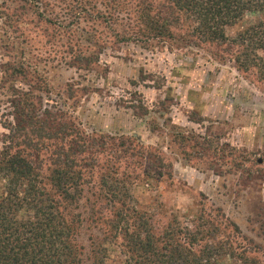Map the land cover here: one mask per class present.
Instances as JSON below:
<instances>
[{
    "label": "trees",
    "instance_id": "16d2710c",
    "mask_svg": "<svg viewBox=\"0 0 264 264\" xmlns=\"http://www.w3.org/2000/svg\"><path fill=\"white\" fill-rule=\"evenodd\" d=\"M247 13L263 15L264 0H4V45L22 54L8 62V81L32 75L51 93L47 76L53 68L88 71L109 43L135 42L211 47L216 60L228 59L246 78L264 83V17L233 36L226 33ZM34 59L45 63V74ZM80 84L67 82L59 99L46 98L48 107L31 90L11 85L12 117L3 123L0 150V264H105L111 242L124 264H264L259 247L221 207L202 202L187 220L175 212L160 217L162 208L142 209L136 188L171 179L174 164L159 144H145L135 134L89 130L70 102ZM140 96L129 107L150 113ZM174 136L184 145L193 138L204 151L213 144L190 131ZM250 202L264 230V196Z\"/></svg>",
    "mask_w": 264,
    "mask_h": 264
},
{
    "label": "rangeland",
    "instance_id": "374dc122",
    "mask_svg": "<svg viewBox=\"0 0 264 264\" xmlns=\"http://www.w3.org/2000/svg\"><path fill=\"white\" fill-rule=\"evenodd\" d=\"M262 17L264 14L247 13L239 23L227 27L226 33L233 36L241 27ZM21 29L28 32L24 26ZM3 32L0 20V150L7 133L3 123L12 117L8 99L12 97L11 85L31 90L32 95L42 98V106L48 107V96L59 99L57 92L62 86L79 81L76 101L70 102L76 104L75 115L89 130L135 134L145 144H159L174 164L171 179L164 177L150 187L147 184V190L136 188L135 196L142 209L162 208L160 217L169 218L175 212L187 220V214L193 215L202 202L207 208L221 207L264 257V230L257 221L256 207L250 202L264 196V83L252 82V76L246 78L228 59L216 60L209 51L211 47H205L207 50L166 43L154 48L123 42L109 43L101 61L88 71L66 65L55 69L49 66L48 70H54L47 76L53 87L50 93L32 75L16 74L14 81L13 77L8 81V62L20 61L22 54L19 48L8 51ZM38 39L43 38L35 41ZM36 63L45 74V63ZM135 91L138 93L133 95ZM140 94L150 107V113L145 115L136 114L129 107L138 104ZM165 97L169 99L161 106L158 101ZM157 124L160 129L155 127ZM181 130L213 144L208 151L197 147L193 138L184 145L174 136ZM214 154L224 157L219 160ZM246 168L253 171L254 177L248 178ZM3 186L4 181L0 180V193ZM89 232L85 229L83 234L87 245ZM123 257L120 247H112L111 242L105 264H124Z\"/></svg>",
    "mask_w": 264,
    "mask_h": 264
}]
</instances>
